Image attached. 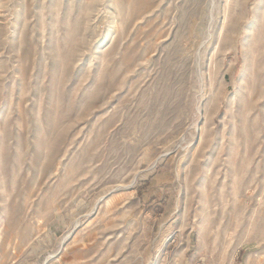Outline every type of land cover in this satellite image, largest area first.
I'll return each mask as SVG.
<instances>
[{
  "label": "rangeland",
  "instance_id": "374dc122",
  "mask_svg": "<svg viewBox=\"0 0 264 264\" xmlns=\"http://www.w3.org/2000/svg\"><path fill=\"white\" fill-rule=\"evenodd\" d=\"M0 264H264V0H0Z\"/></svg>",
  "mask_w": 264,
  "mask_h": 264
}]
</instances>
